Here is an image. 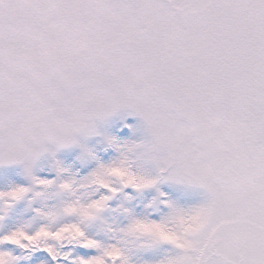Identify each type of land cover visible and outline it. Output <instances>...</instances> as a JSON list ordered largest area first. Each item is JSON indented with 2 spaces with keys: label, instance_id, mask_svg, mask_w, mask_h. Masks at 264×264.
<instances>
[{
  "label": "snow or ice",
  "instance_id": "6c2138e0",
  "mask_svg": "<svg viewBox=\"0 0 264 264\" xmlns=\"http://www.w3.org/2000/svg\"><path fill=\"white\" fill-rule=\"evenodd\" d=\"M0 264H264V0H0Z\"/></svg>",
  "mask_w": 264,
  "mask_h": 264
}]
</instances>
